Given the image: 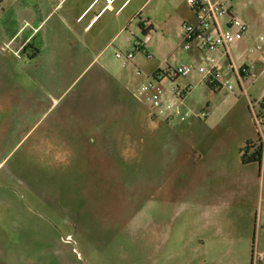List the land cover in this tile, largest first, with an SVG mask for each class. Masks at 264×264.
Returning <instances> with one entry per match:
<instances>
[{
	"label": "rangeland",
	"instance_id": "obj_1",
	"mask_svg": "<svg viewBox=\"0 0 264 264\" xmlns=\"http://www.w3.org/2000/svg\"><path fill=\"white\" fill-rule=\"evenodd\" d=\"M14 1L0 0V30L18 17L21 25L22 16L2 11ZM19 1L40 19L50 13ZM72 1L44 22L42 32L56 25L58 42L70 37L61 18ZM232 5L247 24L234 46L250 67L246 94L213 89L196 70L163 79L165 90H187L170 120L154 117L137 90L158 69L200 65L180 47L183 0H148L141 17L159 23L147 39L135 17L129 23L124 35L142 50L124 68L116 59L109 66L123 84L104 82L96 66L13 69L25 80L0 97V230L10 264H250L252 243L264 253L258 164L241 163L256 137L246 96L256 113L264 99V0Z\"/></svg>",
	"mask_w": 264,
	"mask_h": 264
},
{
	"label": "crops",
	"instance_id": "obj_2",
	"mask_svg": "<svg viewBox=\"0 0 264 264\" xmlns=\"http://www.w3.org/2000/svg\"><path fill=\"white\" fill-rule=\"evenodd\" d=\"M67 1L69 0H58V3L54 5L56 0H38L39 7L43 4L44 7L48 6L50 9V13H48L44 19H40L39 14L32 11L30 3L28 5L19 0H15L11 4L9 3L4 9H2L4 12H8L10 9L13 10L14 16H22V21L21 25L20 23L17 24L18 20H20V17H18L16 18L17 21L15 28L8 27L0 30V97L8 94L6 88L10 82L14 81V84H18L25 80L24 76H11V73L14 72V70L18 73L20 68L31 64H34L39 68L40 72L38 73L42 72L41 67L48 70L57 67L59 64L69 65V67L76 66L85 68L96 66L98 67V74L103 77L102 80L104 82L108 79L123 84V81L120 78H117L110 72L109 66L113 60L116 59L114 53L123 52L132 48L133 40L128 38L127 35H124V31L128 28V25L133 18L136 17L137 14H141V11L144 10L145 4L148 0H146L145 3H142L139 0H131L118 15L114 14V10L119 6V1L115 2L112 7L113 10L111 9L100 13L102 8L101 2L95 4L89 9L93 0H73L61 18L64 22V26L70 33V37H65L62 42H58L56 36L53 35L55 32V24H52L46 32H42V29L46 25L44 22L52 12L56 11L58 6L63 5ZM132 3H134V7L129 12H126L127 8ZM183 3L185 6L181 14H179V17L176 19L177 23H179L177 27L178 36H180V27L183 23H195L194 14L190 10L187 0H183ZM81 16L82 18L79 19ZM169 17L170 16H168V18ZM141 18L147 20L151 30H153L154 26L159 23V20L150 14ZM26 22L37 31L33 32L30 27L23 28V25ZM34 24H36L35 27L33 26ZM27 29L29 31H27ZM39 33L42 34L37 43H34L32 40ZM147 38H149V35H146V39ZM10 41H12V46L14 48H18L22 44L25 45L20 58H16L10 52L2 50L3 44ZM234 48L235 47L232 48V52L235 54L234 57H232L233 61H235L236 64H244L247 66L246 61H238L239 59L236 60L237 56ZM187 52L192 57V60L197 62L198 65H201L202 63L205 64V66L215 64L222 72L228 65L227 62L225 65L222 62L223 57L221 50L207 53L193 49ZM247 67L248 70H250V67ZM44 77L45 79L51 80L53 78L56 79L57 76ZM53 101L56 102V99H53ZM53 104L54 103H52L51 106H53ZM258 168L260 191L263 192L264 155ZM262 231H259L257 235V247H259ZM1 232L2 231L0 230V264H10L11 253L9 241ZM258 264H264V262H259Z\"/></svg>",
	"mask_w": 264,
	"mask_h": 264
},
{
	"label": "built area",
	"instance_id": "obj_3",
	"mask_svg": "<svg viewBox=\"0 0 264 264\" xmlns=\"http://www.w3.org/2000/svg\"><path fill=\"white\" fill-rule=\"evenodd\" d=\"M116 1L119 6L114 10V14L118 15L128 5L131 0H93L89 9L97 3H102L100 13L111 10ZM233 0H187V4L194 14L195 23H183L180 27L179 43L184 51L196 49L200 52L213 53L221 50L222 57L227 60L226 76L222 75V71L217 65L196 67L194 63L179 65L175 68H167L168 77L149 78L137 90L138 97L144 102L154 117H160L165 120L173 119L174 109L177 104L181 103L187 90H180L173 87L171 90H165L159 85L163 79L172 82L173 78H185L193 71L201 76L213 89H226L229 92L237 87L240 92H244V79L249 76L248 67L244 64H236L233 61L232 48L242 39L247 31V24L240 20L232 13ZM113 10V9H112ZM82 16L79 18L81 19ZM142 28L148 29L147 20L141 18V14L135 17ZM30 27L33 32L37 30L32 28L27 22L23 28ZM263 37L259 38V42L263 41ZM24 44L18 48L12 46V41L4 43L3 51L10 52L14 57L20 58L23 52ZM258 48V45L256 46ZM142 50L140 41L135 40L130 50L114 53V57L120 62L122 68L132 63L134 54ZM145 57L150 59L151 56L145 53ZM222 72V73H221ZM140 75V72H137ZM246 94V93H245ZM247 109L254 120V128L256 136L261 144L262 157L264 155V99H261V112L256 113L254 103L246 96ZM179 121H184V116L179 115ZM263 171V170H262ZM264 262V253L260 254L256 249L252 250V264Z\"/></svg>",
	"mask_w": 264,
	"mask_h": 264
},
{
	"label": "trees",
	"instance_id": "obj_4",
	"mask_svg": "<svg viewBox=\"0 0 264 264\" xmlns=\"http://www.w3.org/2000/svg\"><path fill=\"white\" fill-rule=\"evenodd\" d=\"M139 27L142 31V34L144 36L149 35V32L151 31V28H149L148 30H144L141 25L139 24ZM25 48V47H24ZM23 48V51H24ZM167 69L165 70H157L156 72H154L152 74L153 78H158V77H168L167 76ZM261 159H262V148H261V144L259 143V140L257 138V136L255 137V139L253 140H248L245 142V146L243 148V150L241 151V163L243 165H248V164H258L260 165L261 163ZM253 243H252V249H251V262L250 264H252V250H253Z\"/></svg>",
	"mask_w": 264,
	"mask_h": 264
}]
</instances>
